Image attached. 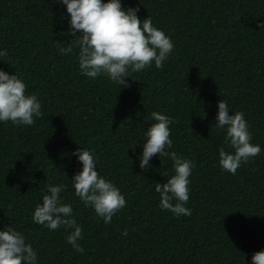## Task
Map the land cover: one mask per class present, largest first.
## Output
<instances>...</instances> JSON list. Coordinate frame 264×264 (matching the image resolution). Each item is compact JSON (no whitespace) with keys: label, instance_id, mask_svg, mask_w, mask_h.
I'll use <instances>...</instances> for the list:
<instances>
[{"label":"trees","instance_id":"obj_1","mask_svg":"<svg viewBox=\"0 0 264 264\" xmlns=\"http://www.w3.org/2000/svg\"><path fill=\"white\" fill-rule=\"evenodd\" d=\"M121 4L138 7L140 19L151 16L174 45L161 67L131 72L127 86L82 75L74 43L67 55L58 51L72 39L58 0H0V69L20 75L41 103L31 125L0 122V228L20 231L36 264H252L264 248V0ZM220 99L243 113L250 142L261 148L234 173L218 163L219 147L232 151L214 124ZM154 110L172 118L167 150L195 164L187 216L158 206L154 182L173 174L171 160L153 154L139 167ZM77 147L92 151L98 174L124 195L107 224L74 195ZM59 183L81 226L82 251L67 243L70 229L32 220L44 185Z\"/></svg>","mask_w":264,"mask_h":264},{"label":"clouds","instance_id":"obj_2","mask_svg":"<svg viewBox=\"0 0 264 264\" xmlns=\"http://www.w3.org/2000/svg\"><path fill=\"white\" fill-rule=\"evenodd\" d=\"M68 14V34L72 39L67 47L59 48L61 54L72 51V44L78 46V68L82 75L96 78L106 75L117 85L127 86L126 77L139 72L150 64L159 68L167 59L174 45L164 31L152 23L151 16L138 18V7H122L121 0H58ZM264 28V20L258 21ZM6 50L0 49V56ZM26 85L15 71L9 74L0 69V122L11 121L18 125H31L41 115V103L37 95L25 92ZM230 113V114H229ZM146 119L148 124L141 137L145 138L138 163L141 169L150 166L153 154L171 160L173 174L163 182H154L159 194L158 206L174 215H190L185 207L189 198V176L195 164L178 155L172 149L168 127L171 117L152 111ZM215 127L224 131V140L232 151L218 148V163L222 170L234 173L242 162L248 161L260 151L259 144L251 143V134L243 113L230 112L227 103L217 101ZM140 137V138H141ZM73 154L80 162L79 171L70 181L76 195L85 206H90L96 216L109 223L113 214L125 205L123 193L109 179L98 174L95 157L88 148L77 147ZM65 185L46 184L41 202L34 206L32 220L49 230L63 225L69 230L66 241L76 251H82L78 240L82 229L72 216V205L62 202L60 193ZM175 201V203H173ZM37 254L25 236L11 224L0 228V264H36ZM252 264H264V248L251 255Z\"/></svg>","mask_w":264,"mask_h":264}]
</instances>
